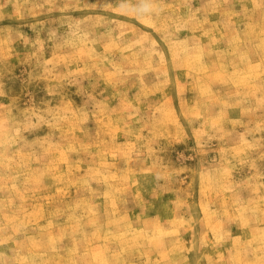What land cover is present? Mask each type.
<instances>
[{
    "label": "rangeland",
    "instance_id": "1",
    "mask_svg": "<svg viewBox=\"0 0 264 264\" xmlns=\"http://www.w3.org/2000/svg\"><path fill=\"white\" fill-rule=\"evenodd\" d=\"M0 264H264V0H0Z\"/></svg>",
    "mask_w": 264,
    "mask_h": 264
}]
</instances>
